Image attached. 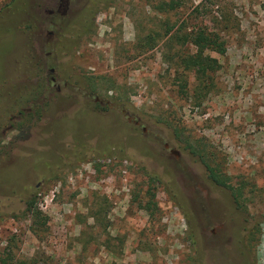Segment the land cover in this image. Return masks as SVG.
I'll return each instance as SVG.
<instances>
[{
    "label": "rangeland",
    "instance_id": "obj_1",
    "mask_svg": "<svg viewBox=\"0 0 264 264\" xmlns=\"http://www.w3.org/2000/svg\"><path fill=\"white\" fill-rule=\"evenodd\" d=\"M58 1L0 0L6 264H261L264 0H182L167 13L157 0H67L46 16ZM165 25L220 35L207 94L190 74L178 87L160 40L134 47ZM198 155L241 187L237 205ZM31 195L47 216L37 235Z\"/></svg>",
    "mask_w": 264,
    "mask_h": 264
},
{
    "label": "trees",
    "instance_id": "obj_2",
    "mask_svg": "<svg viewBox=\"0 0 264 264\" xmlns=\"http://www.w3.org/2000/svg\"><path fill=\"white\" fill-rule=\"evenodd\" d=\"M182 0H157L154 4L155 11L167 13L168 11L183 6ZM87 25L84 24V27ZM161 42V59L169 66L174 74V79L178 82V87L184 90L188 84L187 75L192 77V93L196 96L200 94H207L212 89L210 81V73L214 72L218 67L217 59L209 54L214 52L216 54H223L225 47L223 40L218 32L208 30L204 26L190 28L189 30L174 29L172 25H165L163 32L157 34L155 31L140 35L134 42V47L152 48L157 41ZM188 45V46H187ZM191 46V50L189 48ZM111 86H106L110 89ZM195 153H200L202 148L192 149ZM202 161L207 172V177L211 182L221 187L228 189L231 192L234 203L238 204V199L242 194V189L239 186H233L229 181V176L220 170V166L203 159L198 155ZM209 160H211L209 158ZM153 193L149 195L146 202L142 206L144 209L153 208L154 202L152 200ZM24 214L29 218L30 231L37 235L40 229L45 225L47 216L42 213L36 206L34 195L29 196L24 200ZM263 233L262 241L260 240L259 229H256L257 235L255 243L261 242V264H264V215L262 219ZM253 233L247 238V241L253 240ZM8 252L2 254L0 252V264H6L11 260ZM20 264H27L20 262ZM32 264V263H31Z\"/></svg>",
    "mask_w": 264,
    "mask_h": 264
},
{
    "label": "flooded vegetation",
    "instance_id": "obj_3",
    "mask_svg": "<svg viewBox=\"0 0 264 264\" xmlns=\"http://www.w3.org/2000/svg\"><path fill=\"white\" fill-rule=\"evenodd\" d=\"M66 3H67V0H59L58 1V3H57V5H56V8H55V10H53V9H47L46 10V16H48V17H53L54 15H56V16H58L57 15V13H58V11H59V8L62 6L63 8H65V6H66ZM55 18V20H51V21H48V24L50 25V26H53V27H57V22H56V20L58 19V17H54ZM57 18V19H56ZM65 27V26H64ZM48 34L49 35H51V31L50 32H48ZM53 34V33H52ZM60 41V40H59ZM49 72H52V68H49ZM53 80V78L51 77V81ZM94 101H97V98L95 97L94 98ZM136 120L134 121V123L136 124ZM167 146V144L166 143H164V147H166Z\"/></svg>",
    "mask_w": 264,
    "mask_h": 264
},
{
    "label": "water",
    "instance_id": "obj_4",
    "mask_svg": "<svg viewBox=\"0 0 264 264\" xmlns=\"http://www.w3.org/2000/svg\"><path fill=\"white\" fill-rule=\"evenodd\" d=\"M169 151L170 153H174L176 155V152L173 149H170Z\"/></svg>",
    "mask_w": 264,
    "mask_h": 264
}]
</instances>
